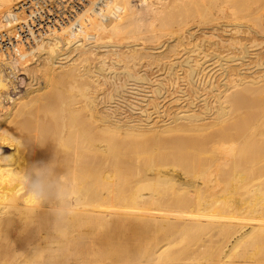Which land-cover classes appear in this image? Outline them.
<instances>
[{
    "label": "bare ground",
    "instance_id": "obj_1",
    "mask_svg": "<svg viewBox=\"0 0 264 264\" xmlns=\"http://www.w3.org/2000/svg\"><path fill=\"white\" fill-rule=\"evenodd\" d=\"M10 1L12 0H0V8L6 2L9 3ZM17 1L19 4L27 3V5L31 6L32 8L34 7L33 9L34 11L36 10L35 12L37 14V15L35 14V17L37 16L36 19L37 18L38 19L34 20V22L36 21V23L33 22V19H30L28 20L27 24L24 25L25 27L23 26L24 30L27 29L26 30L27 32H24V34L23 33L21 34V35H26L24 39L19 38L21 35H19L18 38L11 37L8 39V36H6L7 30L4 29L3 24H1L2 23V20H1L0 22L1 50L5 51L7 49L6 47H9L13 52L15 50H18L17 53L14 52V54H11V55L9 53L7 56H4L6 63L8 64L6 66L7 68L5 69L14 71L17 67V64L19 65L20 62L21 63L24 61L26 62L25 58L27 59L28 56H32V58L34 57L33 59L36 58L35 61L33 62L31 60L32 58L29 59L28 61L31 60L34 64H36L35 66H40L42 63L43 64L46 63L50 67V69L48 70H53V72L50 71L51 73L56 72V74H58L57 72H61V74L62 73L67 74L69 75L68 79L72 81V83H75V84L78 83V85L80 83V89H77V87H79L78 85L75 87V90L77 91H75L74 87L71 86L72 84L70 85L71 82L69 83L70 86H68V83L67 85L66 84L65 85L68 86L69 88V89H66L68 92L69 90H71L70 87H72V91H75V95L78 92L77 94L79 96L77 98L78 100L79 99L81 100L79 102L80 104L79 108H80V111H82V113L85 114V118L82 117L83 119L81 120L84 123V120H86V117H87V120L91 123V124L89 123L87 126L90 125L92 126V128L94 127V129L99 128L100 131H102V133L103 132L113 133L115 134V136H118V137H122V135H132L134 137L142 138L144 140V141L142 140L143 142L142 146H138L141 148L139 150H138V147L136 148L140 152L139 155H141V153L145 154L147 153V151L150 152L151 149H155L157 146H159L160 142H161L160 143L161 147H163L164 145H165L164 147H166V145L168 144L167 145L168 147L177 146L174 148L175 149L179 148V149L175 150L172 147L171 148L169 147L170 149L167 147V149L165 148V150L169 149L171 151V149H173V152L175 153L172 152L173 154L171 153V155H168V153L170 154V151L168 150L169 151L168 153L165 152L168 156L165 155L159 158V156H162L160 154L159 156L155 158L156 160L152 159L154 157L151 156L152 157L151 159L153 161L149 159L150 162L146 161V163H144L142 167L137 166L136 162H137V159H139L138 158L139 155H137L138 157L134 155V153H137V150L135 148H132L131 150V147H128L129 148L128 151L131 150L130 151L131 153L127 152L128 153L127 154L126 152H123L122 148L119 149L120 147H118L119 146L118 144H116L118 146H114L113 142L111 144L109 143V144L104 145L105 142L101 140L99 133L98 134L96 132L95 134H93L94 132L90 133L93 129L92 128L90 129L88 127L89 130H91L89 131L86 126L87 123H85L84 124L85 126H83V123L81 124L79 122L81 121L80 118L79 117L76 118L79 113L74 114L78 112L79 110L74 112V109L73 110L71 109V105H72V108L75 107V105L73 104L75 103L74 99L76 97L75 96L72 97L71 95L72 92H70V94L67 96L72 97L73 99L72 98H69V99H72V102L74 103L71 104V100H68V99H66L67 101H65V97H66L65 96L63 103L59 107L60 112H61V113L59 112L60 117L59 116L55 118L53 117L54 121L51 127H49L50 129L46 130V132L44 130L43 131L44 134L42 135L38 134L39 137H36L34 139L35 136L33 137L34 134L32 133L33 134L32 137L34 139L32 144L29 141L27 142L25 141L26 143L24 144L21 141L22 139H20L21 141L20 143L19 141H17L18 139L16 140L14 139L13 134L12 135L9 134V136L13 137L12 138L13 140H11L12 142H9L10 140H8V143H6V145L4 144L3 150L1 149L3 152L1 151L0 153V178L3 181H6L5 183L6 185L2 186L3 188H5L4 192H2L3 190H0V226L2 225L1 223L2 220L8 215H10L9 217L14 216V218H16L19 215H22V217L24 218L26 217L25 219H27L28 221H31L33 219H37L38 221L41 219L40 220L41 222L42 220L45 222L46 217L48 220L54 219V221H56L58 219L57 213H62L65 209L68 210V212L65 211L67 213L65 214V216L67 217L65 216L62 217V220H64V217L67 218L64 220V222L65 221L67 222L64 223L61 220L60 222H63L64 223L63 224L58 221L59 222L58 224L59 225L63 224L64 228H66L65 224L68 225V233H66L67 237L66 236L65 237L66 239H68L67 243L69 244V247L68 246H67L68 248L65 247L67 252L66 250L64 251L67 253V255L65 256L66 258L64 257L65 262L67 264H92L93 258H94V262L96 261L95 264H117V263H122V262H124L122 264H153L154 262H157L160 259L167 257V255L170 252L171 247L174 246L176 242L180 241L179 238H178L179 240H177V237L180 235L179 234L180 230L178 229L180 228L184 229V228L193 227V226H200L201 228H207V229H217V232L214 235L208 236L207 239L203 241V243L200 244L199 247H197L195 251H193L192 257L207 256V257H210L212 259L211 261L215 262L216 264H222V263H226L227 260L231 256H233L232 253L237 246H239L242 242L249 240L252 237V235L256 233V231L264 232V225H260L257 223L254 225L245 224L243 219H238V218L230 219L228 216L229 214L222 213L221 215L212 217L211 214L209 213V211L215 208V206L218 203H223V202L234 203L233 201L239 199V197H235L236 195L234 197L233 196L229 197L230 194L228 193L231 191V188H233L232 190H234V188L236 189V187H232L226 184V181H228L229 178L231 180H234L235 178L241 177V176H247L248 178L249 177L252 178L254 175H258V176H255V178L262 177L263 179L264 177V98L261 96L262 91L264 90V0H241L242 2H240V0H17ZM238 1L241 3V5ZM136 2H138V4H136ZM26 10H29V8H27ZM7 11H8L7 9H1L0 17L2 13L8 15ZM28 12L30 13L29 14L30 16L33 14L31 13V11H27L26 12L27 15H28ZM23 13L25 14V11H23ZM45 14H46V17L44 16ZM24 16H22V18H24ZM43 16L47 18L46 20L44 19V21L49 20V23L47 25L45 22L43 24V18H44ZM85 16L86 17L90 16L89 17L90 23L92 21H98V27L92 28V30L97 32L94 34V36L97 37V42H95L94 44L93 43L92 44H86V43L78 44L79 40L76 39L77 41L74 40L75 42L72 44V42H70L72 39L68 38V36L75 35V32H74L75 30L73 31V30H70L69 28L70 26L75 27L72 25H75L76 22H78L79 18L80 19L86 18ZM18 17H17V22L19 21ZM20 20L23 22V19H20ZM159 20H162L165 22L164 24L160 26L164 28H158L156 26H151L152 27L151 32H159V31H167V30L169 31L167 34L159 37L158 40H160L162 37L165 38V36H168L169 34L170 36L171 35L174 36V34H178L176 36H178V42L181 43V45H185L182 42H184V40L186 39V36H187V39L188 38L191 40L195 39L197 34L200 33V30L202 29H204L201 32L203 33L202 36L204 37H205V34L207 33H209V35H211L212 33L216 34V32L222 28H224L222 29L223 33L228 32V33L233 34V32H237L238 29L242 27H244L245 31H242L240 29L239 30L242 32H245L246 33L245 36L251 35V37L249 36L248 38L247 37L245 38L246 43H245V39L243 38L245 44L242 45V48L239 49V51L241 50L240 51L241 55L238 52L236 55L235 54L236 52H235L234 57L232 54H231L232 56L230 57H222L224 53L223 52L221 55V59L220 60L216 59L220 61L219 63H217L218 61L215 63L218 64L217 67H220L218 70H221L220 72L222 73L223 80L226 85L224 86L225 88L220 91L219 89L220 86H217V83L215 84L214 81L212 82L209 81L211 82V84L209 83L210 88H211L209 91L213 93L214 91H219V92L214 93L216 95L215 100L217 97V100H216L217 104L213 107L211 106L212 104L209 105L207 103L208 101L205 100V102L203 101V106L201 105V107L200 106L199 107L197 106L187 107L185 105L187 107L186 109L185 106L178 105L179 108L176 112L173 111L172 109L173 106H172L171 109L173 112L172 114H168L166 113V111L162 110V105H159V103L156 105L155 103L154 105H150V103L148 102L150 107L153 106V108H151L153 111H145L142 109L143 111H141V113L139 114L140 116L137 120H133V117L132 119L118 117V116L114 117L112 116V113H109V108H107L106 106L102 107L99 110L98 109L100 108L99 106L101 104H104L106 100L102 101L103 98L94 99V97L92 96V94L94 93L92 92L94 83H97L99 81V80H96V77L102 76L104 80H108V81L110 80L109 82H115V80L116 81L118 80V77L115 78V75L118 74L117 72H113V70H111V73L106 72L107 67L109 66V65L107 66L108 62L106 61L107 60L106 58L115 57L118 59L117 61L114 60L112 62V64L114 65L112 66V68L123 65V60L128 61L127 62L128 64H125L126 62L124 63L125 67L123 65V67L126 69L128 66L130 67L131 63L134 65L132 67H137L138 65L137 66L135 65L142 59L146 61L145 58L146 59L151 58V57L157 58L167 49V47L170 48V46L167 44H166L167 46L164 47V44L159 45L160 44L159 43L157 44V46L159 45L158 48H153V50L162 49V48L164 49L160 51H154L155 53L154 52L150 54L148 53L149 55L136 54L135 51L139 52V50L141 49H133V51L132 50L131 51L134 52L133 53L134 55L135 54L136 55L134 56L133 54H130L131 55L130 57L132 59L127 58L128 56L124 55L126 54V53H123L125 51L121 52V49L124 47L128 49L137 47V44H134V45L126 44V42H129L128 39H130L131 37L134 39L141 40V41L143 40L144 42L150 41L151 38L148 36V33H147L148 31L146 30V26H149V25H146V24H149L150 21H152L151 23H155ZM223 20L224 21L227 20L228 22L233 21L232 23H235L231 26L233 28L229 27L230 25H225V27H223L224 25L222 27H220V24L217 25L218 23H221L220 21H223ZM69 22H72V25H69ZM241 23H245V24H241ZM19 24L20 23H17L18 27L20 26ZM194 27H197L196 28L197 31L192 32V28ZM89 28H91V26H89ZM57 32H59L63 37H65V38H56L57 40H59L57 41V43H61L63 44L62 46H64L66 45V42H70L73 45L72 47H74L73 52L77 53L75 57H77L78 55V58L70 59L69 57L71 56L69 55H68L69 57H66L67 55L64 54L66 53V50H65L66 47H63L61 51L59 50L60 51V52L58 51L59 53L55 52V54H51L48 52L46 54L34 53V51L37 49H38L37 52H39V50L40 51L42 50V49H39V46H41L42 43L44 42L42 38L43 36H45V34L51 35ZM118 35L121 37V40L119 41L121 42L126 41L124 45L116 44V42L111 43L114 40V38H118ZM209 35H207L208 39H210L212 36V35L211 36ZM156 36H159V35H156ZM215 37H212V38H215ZM168 38L170 39L172 38V36L171 37L168 36ZM203 38L200 37L199 39H203ZM49 40L50 42H52L53 39H49ZM108 41H111V42H108ZM114 41H116V39ZM220 41L222 42L223 40H220ZM236 41H238V39ZM210 42L211 41H206L203 39V41L202 40L199 41V45H197L199 46L198 48L195 45L194 47L195 49L193 50L191 48L193 51L190 50L192 52H195V55L197 57H202L203 62L200 61L201 62L200 64L202 65L206 64L209 61H213L215 59V56L214 57L212 55L210 56L209 54L210 52L206 53L207 51L205 50V46L213 45V44H210ZM239 42H237V44ZM196 43H198V41ZM217 43H220V42H217ZM240 43H243V42H240ZM21 45H23V47H21ZM54 45H57V44H54ZM24 46H26L27 48L24 49ZM184 47L185 46H183V48ZM187 47L189 48V46ZM186 49H184V51H187ZM90 52L94 56L93 57L91 55L92 56L91 58H96L99 61L98 62L96 60V63L98 62L96 66L94 65L95 63L93 64V66L95 67L94 68L95 70L93 69V67H91L92 65L90 66L88 64L87 65L84 64V63H87V61H89V59L87 58L88 56L86 57L84 55L88 53L90 55ZM189 52H185V53L183 52L184 53L183 55L186 54L188 57L186 58L183 57L182 59H180V61L176 60L174 61V63L171 62L172 64L169 68V71H168L169 73L167 72L168 75L170 76L173 75V70L178 69L177 67L180 68L183 65L186 66V65H189L191 62H194V59L191 58L192 54L188 55ZM179 53L182 54L181 52ZM179 53L178 54L176 53V55L174 54V56L177 57ZM238 54L240 56H238ZM82 55L86 57L88 60L85 58L84 60H87V61H81V57H83ZM111 56H114V57H111ZM217 56H220V55H217ZM183 59L184 61H181ZM2 60L3 59H1V61ZM91 60L93 61L94 59H91ZM198 64L199 63L195 61L193 66L195 67ZM200 64L197 68L200 67ZM208 64L210 63H207L206 65ZM163 65L165 67L166 64L163 63ZM35 66L31 69L32 71L34 70ZM46 66L44 65V69L42 68L40 70L46 69L47 71ZM153 66L155 67V65ZM193 66L189 65V67L187 68L190 71L187 70L189 74H187L188 72H186L187 74L186 78L187 77L193 78L195 76L196 71L193 68ZM41 67L42 66H40V68ZM234 68L237 69L236 70L237 73L234 71ZM181 69L183 70V68ZM202 69H204V67ZM29 70H26V71H29ZM95 71L97 72V75L95 74ZM205 71L208 72V70H205ZM35 72L37 73V70H35ZM38 72L41 73V71L39 70ZM159 74H160V71H159ZM216 74H217V71H216ZM34 75L36 74L34 73ZM222 76L220 75L219 77H222ZM42 77L34 76L33 79L31 78L32 81L31 83L29 82L30 80L28 81L30 84L27 83L28 84L27 88L24 86L26 88L24 90V93L20 90H17L15 92V94L17 95V98L13 100L11 99L12 101L10 103L12 107L7 111L5 110L6 112L0 116V132L1 133L5 125L7 127L10 117H12V111L14 112V108L16 107L15 104H18L19 106V102H17V100L28 99L31 102V105H30L31 107H32V101L34 103L37 102V104L39 105V101L38 100L36 101L35 99L40 95L41 92H43L46 89L49 83L48 81L49 74L44 75L43 78ZM206 78L208 79V77ZM211 80H213V78ZM176 81L178 80L176 79ZM220 83H223V82H220ZM161 86L163 87L162 84ZM242 87L244 88L240 89ZM120 88H122V86H119V89ZM57 89H58V86H57ZM179 89H181V87ZM194 89H196V87ZM242 90H245L243 93L247 92V96L239 100L240 99L239 95L242 93ZM67 91L66 93L68 94ZM149 91L151 92V95H152L151 89ZM184 91L185 90H183L182 92ZM194 91L196 92L197 90H193V92ZM201 91L206 92V94L209 92V91L202 90V89ZM95 92L97 93L98 91L96 90ZM54 93H55L54 94L55 96L56 92ZM154 93L156 94L157 98L160 99L162 97V94L159 89H157ZM208 94H207V97H205V99L206 98L208 99ZM245 94H243L242 96H244ZM44 95L46 96V94ZM221 96L223 97L222 101L224 102L223 99H226L227 102L226 101L225 102L227 104L225 102H224L225 104L221 103L220 101ZM42 97L44 96L42 95L41 98ZM197 97L199 98L198 94H197ZM112 98L113 97H111V99ZM211 98H214V97L211 95ZM166 99L167 98L165 96V99L164 100L162 99V100L165 101ZM187 99L188 98L186 97L185 101ZM162 100L160 102L161 104H163ZM192 100L190 99L191 102ZM199 100L200 99H198L197 101L200 102ZM149 101L151 100L149 99ZM155 101L156 100H154V102ZM169 103L167 105H169ZM171 104L173 105L172 102ZM177 104H179V102ZM213 104H214V101H213ZM43 105L41 106L42 108H43ZM193 105H195V103ZM240 110H243V112H239ZM20 111H22V109ZM29 112H33V111H29ZM29 112L26 113V116ZM39 112H40V109H39ZM234 113H237L240 115L238 116L233 115V118L234 119L237 118V121H246L247 122L246 126L239 133L228 134V133H225V131L224 132L220 131V132H217L218 133L217 136L219 137V139L222 138L225 141L224 136L226 135L228 139H230L232 143L231 145H233V143L235 145L237 142L238 145H236L235 147L231 146L233 148V151L235 152L238 151V148L236 147L239 145L241 147L242 145L241 148L239 147L240 149H242L241 150L242 152L239 155H237L236 153H232L230 151H228V153L226 152L227 153L226 154L225 152H223L226 150H223V151L220 150L222 153H225V154L224 155L222 154L221 156L219 154L218 156H216L218 154L217 152L218 149L214 147L216 149L215 152H217L215 153L213 151L214 148L213 149L211 148L212 150L209 151L210 150L209 146L213 144L212 141L215 142L216 140L215 138L217 137H211V135H209L210 137H208V133H206L207 137H205L204 136L205 132L203 131L208 130L209 127L207 126H209L213 122V120H216V119L220 120V118L221 117L223 118V116H225L226 114H227L226 116L228 117V114L232 116V114ZM15 114H16V111H15ZM37 114L38 113H36V115ZM42 114H43V111H42ZM30 115L34 116V113H30ZM71 115L75 116V117L73 116L72 118L73 120L75 118L76 122L79 120L78 126L81 124L82 128L86 127L85 128L86 130L85 131L83 130V131L86 133L88 130L87 133L89 134L86 133L85 135L84 133L83 135L82 134L78 135L80 130L79 131L76 130V133H78L77 135L76 133L72 134L73 130H70V129H74L77 126H76L75 120H74L75 125H74L73 120H71ZM113 115H115L114 112H113ZM153 115L155 116L153 117ZM17 116H21L20 112H19V115ZM37 117H39V115ZM222 118L220 121H222ZM11 120H13V118H11ZM211 120L212 122H210ZM218 120H216L215 123L218 122L220 125L222 122L224 123V121L219 122ZM225 121H226V118H225ZM218 123L216 124V126L219 125ZM229 123H230V120H229ZM12 124L14 123H11L10 121V124H9L10 127H14V125L11 126ZM71 124L74 125V128H73V125L71 127L69 126ZM214 124H212L213 126L211 125V128L215 126ZM231 126H234V124L231 123ZM6 127L4 130H6ZM79 128L81 129V127H78V129ZM7 129L9 130V128ZM4 132L6 133L8 131H4ZM200 132H203V135L202 133L200 134ZM168 133L170 134L167 136L166 134ZM14 136L16 135L14 134ZM219 139L217 138V140ZM208 142H212V144L207 145L206 143ZM22 143L27 148H25V146ZM27 143L31 144V145H28L30 146V149L28 148ZM38 144H40L41 146ZM73 144L75 146H77L78 144L79 145L82 144V146L84 147L80 146V148H77ZM162 144L164 145L162 146ZM205 145L207 146V149L208 148L209 149L206 150V152L203 151L202 153V150L205 149L204 148ZM228 146H226L225 149L227 148L231 149ZM72 148L74 150L77 148L76 152H79L78 155L83 153V152L80 153L79 151L80 149L85 152V149L83 150L82 148H86V152L89 150L88 152H94L96 153V155L95 157H93V159L83 158L82 160L81 158L84 156V153L82 157H80V155L77 157V155L75 156L76 152H74L75 154L72 153L73 152ZM24 150L25 151L28 150V151L24 153L23 152ZM199 151L201 152L199 153ZM20 152L23 153L22 154L23 156L24 154L27 155V157L26 158L24 157L23 159V156L20 155ZM204 152L216 154L215 155L216 157H213V159L215 160L209 163V159H211L212 155L210 154L211 155L210 157L208 153L204 154ZM197 153L199 155L202 153V155H204V160H201L200 158L195 157L194 156L195 154L196 156H198ZM18 154H19V157L22 158L23 160L19 159V157L17 156ZM190 155L192 156V158L195 157V159H198V161L195 162L194 158L193 159L190 158V160H194L193 162H191L189 160V157H191ZM205 156H207L209 159ZM140 158L142 159V156ZM78 159L81 161H79ZM205 160H206V163L204 162ZM212 167H214L215 169L214 171H210ZM228 167L230 168L233 167V168L230 169ZM134 168L140 169V170L137 172V175H135L133 180L128 182L127 175L134 172L133 171ZM228 169L229 170L233 169L232 173H230ZM206 173H207L206 179L204 177L198 178V176L200 175L202 176V174H206ZM252 181L255 182L254 179ZM257 181L258 180L256 179V183ZM221 183L225 184L224 186H222V188L220 187ZM257 184H260V183H257ZM253 185L256 187L254 188ZM253 185L251 186L254 189L248 192L246 190L247 194L245 193L246 194V195L244 194L245 196H247L248 193L250 192L248 196L253 197L254 195L258 193V191H260L261 187L259 186L257 187V185L255 184ZM17 189L20 190L18 191L20 192V198L17 196H13L14 198L16 197V199L12 200L13 204H11L10 202H8L7 198L5 197H7V195L9 196L12 195L15 191H17ZM249 189H252V188H249ZM28 191L39 192L43 197V202L35 199ZM18 192L16 193L17 195L19 194ZM232 192L233 191H231V193ZM221 193H223L221 195L222 197L220 196ZM243 201H239L238 203L236 202V204L242 205ZM152 202H158L159 204L157 205L160 208L154 209V210L146 209V205ZM242 210L240 212L244 211ZM240 215L241 213L239 214V216ZM22 217H20V219H22ZM59 219H61V217H59ZM48 222H46V224ZM55 223L57 224V222ZM43 224L45 223H41V227L45 226V225L43 226ZM63 225H61V227ZM88 227L90 228V231L91 229L94 230L93 228H95L94 230L95 235L90 234L91 237L90 236L88 237L89 234L85 235L84 231ZM176 227L177 228L180 227V228L177 229ZM49 228L46 227L45 229L41 231L45 232L46 230L45 235L48 236L51 230V228L50 229ZM150 228H153L151 230H154V232H151L150 230H148L147 233L149 232V234H146V235H149V236L144 237L143 233H141L143 235L140 236L141 235L140 232L142 231V229H145L146 231L147 229H150ZM58 229H59V232L60 230H62V232H60L61 234H63V231H65V229L63 230L62 228H60V226H57V231ZM57 231L56 233H59ZM87 231L88 233H90L89 229ZM145 231L143 230L142 232H145ZM65 232H67V229ZM51 233L54 234V232H51ZM56 235L58 236V234ZM59 236L61 237L62 235H59ZM57 238L58 240L61 239L59 237ZM45 239L46 237H44V240ZM53 239L55 241L56 238L53 237ZM54 241H52V243ZM55 242H58V241H55ZM51 247L53 246L51 245ZM209 250H212V251H209ZM37 253L35 252L34 256H38ZM39 253L40 255L38 257L40 256L43 257V254L41 255V253H44V250H42ZM96 257H98V260H96ZM240 257H249V256L242 254ZM10 264H12V262H10Z\"/></svg>",
    "mask_w": 264,
    "mask_h": 264
},
{
    "label": "rangeland",
    "instance_id": "obj_2",
    "mask_svg": "<svg viewBox=\"0 0 264 264\" xmlns=\"http://www.w3.org/2000/svg\"><path fill=\"white\" fill-rule=\"evenodd\" d=\"M11 2V3H10ZM9 3L8 2H6L4 5H2V7L0 8V10L1 9H7L8 11H7V14L8 15H6V14H4V13H2L1 14V17H0V22H1V20H2V23L1 24H3V26H4V29H6L7 31V35L6 36H8V39L9 38H11V37H13V38H18L19 37V35H21L22 33L24 34V32H27L26 30H24V25L25 24H27V22H28V20H30V19H33V22H34V20H37L36 19V17H35V14H36V10L34 11V7L32 8L31 6H29V5H27V3L25 4H19L18 3V1L17 0H12V1H10ZM239 2V1H238ZM240 2H242L241 0H240ZM239 2V3H240ZM136 4H138V2H136ZM243 4H244V2H243ZM242 4V5H243ZM240 5H241V3H240ZM14 6V7H13ZM28 6V7H27ZM26 7V8H25ZM19 8V9H18ZM27 8H29V10H26ZM33 10H32V9ZM25 11V14L23 13V11ZM25 9V10H24ZM15 10V11H14ZM27 11H31V13H33L31 16L29 15L30 13L28 12V15H27ZM33 11V12H32ZM18 14V16H17V14ZM6 16V17H4V16ZM25 15V16H24ZM37 15V14H36ZM48 15V14H47ZM22 16H24V18H22ZM45 17H46V14L44 15ZM43 16V17H44ZM49 16V15H48ZM17 17H18V19H19V21L17 22ZM21 17V18H20ZM43 18V24H44V22L46 23V25L49 23V20H47V21H44V19L46 20L47 18ZM86 17V16H85ZM89 17L90 16H88V17H86V18H79L78 19V22H76V24L75 25H72V22H69V25H72V26H75V27H71L70 26V30H75L74 32H75V35H73V36H71V35H69L68 36V38H71L72 40L70 41V42H72V44L75 42V41H77L76 39H78L79 40V43L78 44H94L95 42H97V37L96 36H94V34L95 33H97L96 31H94V30H92V28L93 27H98V21H92L91 23H90V19H89ZM92 17V16H91ZM26 18V19H25ZM20 19H23V22L20 20ZM92 19V18H91ZM16 20V21H15ZM224 21V20H223ZM223 21H220L221 23H218L217 25H219L220 24V27H222L223 25V27H225V25H230L229 27H231L233 24H235V23H232L233 21H227V20H225L224 21V23H223ZM152 21H150L149 22V24H146V25H149V26H146V30L148 31L147 33H148V36L151 38L150 39V41H146V42H144L143 40L141 41V40H138V39H134V38H130V39H128L129 40V42H126V41H119V40H121V37L118 35V38H114V40L116 39V41H108V42H111V43H114V42H116V44H119V45H124L125 44V42H126V44H131V45H134V44H137V47H135V48H131V49H128V48H126V47H124V48H122L121 49V52H123V51H125V52H123V53H126V54H124V55H126V56H128L127 58H130V59H132L130 56V54H133L134 52H132L133 51V49H141L142 50V52H141V50H139V52L138 51H135L136 52V54H142V55H149L150 53H153L154 51H160V50H162V49H164V48H162V49H157V50H153V48H158V46L159 45H162V44H164V47L165 46H167V45H169L170 46V48H168L167 47V49L159 56V57H157V58H145V60L147 61L148 59L150 60H148L147 62L146 61H144L143 59V61L141 60V61H137L138 63L135 65V66H137V67H132V66H134L132 63L130 64V67L128 66L126 69L124 68L125 67V64H128L127 62L128 61H126V60H123V65H124V67H123V65H121V66H117V67H115V68H112V66H114L113 64H112V62L114 61V60H118L117 58H115L114 56H111V57H114V58H106L107 60V62H108V64H107V70H106V72H110L111 73V70H113V72H117L118 74L117 75H115V78H117L118 77V80L116 81L115 80V82H109L108 80H104V78L102 77V76H100V77H96V80H99L97 83H94V86H93V90H92V92H94L93 94H92V96L94 97V99L95 98H98V99H101V98H103V100L102 101H105L104 102V104H101L99 107L100 108H98L99 110L102 108V107H104V106H106L107 108H109V113H112V116H114V117H123V118H130V119H132V117H133V120H137L138 118H139V114L141 113V111H143V110H145V111H153L151 108H153V106H151L150 107V105H154V103H155V105L156 104H158L159 103V105H162V110L163 111H166V113H168V114H172V112L173 111H177L178 110V108H179V106L178 105H182V106H197V107H201V105L203 106V101L205 102V100L206 101H208L207 103L209 104V105H211V106H215L216 104H217V97H216V100H215V92H219V91H214V93L213 92H211V91H209L211 88H210V84H211V82L212 81H214L215 82V84L217 83V86H220L219 87V89H220V91L221 90H223L225 87L224 86H226L225 85V83H224V80H223V76H222V73L220 72L221 70H218L220 67H217V63H219L220 61V59H221V55H222V53H223V56L222 57H230V56H232L233 55V57H234V53L237 55V52L241 55V53H240V51H239V49L240 48H242V45H244L245 43H246V37L248 38L249 36L251 37V35H246L245 36V32H242V31H245V29H244V27H242V28H239L240 30H242V31H240L238 28V33L237 32H233V34H231V33H228V32H222L223 30L222 29H224V28H222V29H220L219 31H221V32H219V31H217L216 32V34H214V33H212L211 35H209V33H207V34H205V37L204 36H202V34L203 33H201L202 32V30H204V29H202V30H200V33H198L197 34V36H196V38L195 39H187V36H186V39L184 40V42H182L183 44H185V45H181V43H179L178 42V36H176V35H178V34H174V36L173 35H171L172 36V38H173V40H172V38H168V36L169 37H171L170 36V34L168 35V36H165V38L164 37H162L160 40H158L159 39V37H161L162 35H165V34H167L168 33V31L169 30H167V31H159V32H151V29H152V27L151 26H156V27H158V28H164V27H160L162 24H164L165 22L164 21H162V20H159V21H157V22H155V23H151ZM5 23V24H4ZM17 23H20L19 25L20 26H22V27H20V28H22V29H20L19 27H18V25H17ZM34 23H36V21L34 22ZM151 23V24H150ZM227 23V24H226ZM229 23V24H228ZM232 23V24H231ZM16 26H15V25ZM222 24V25H221ZM241 24H245V23H241ZM24 26V27H23ZM89 26H91V28H89ZM196 26V25H195ZM18 27V28H17ZM13 28V29H12ZM197 27H194V28H192V32L193 31H197V29H196ZM231 28H233V27H231ZM16 29V30H15ZM19 30V31H18ZM21 30H22V32H21ZM24 30V31H23ZM16 31H18V32H16ZM11 34H10V33ZM208 32V31H207ZM211 32V31H210ZM240 32H242V33H240ZM219 33V34H218ZM223 33V34H222ZM240 33V34H239ZM9 34V35H8ZM221 34V35H220ZM11 35V36H10ZM156 35H159V36H156ZM207 35H209V36H211V38L210 39H208L207 38ZM216 37H215V36ZM218 35V36H217ZM243 35V36H242ZM10 36V37H9ZM16 36V37H15ZM23 36V37H22ZM130 36V35H129ZM234 36H235V38H234ZM24 37H26V35H21L19 38L20 39H24ZM167 37V38H166ZM198 37V38H197ZM203 38L204 40H206V41H211L210 42V44H213V45H208V46H205V50L207 51L206 53H209L210 54V56L212 55L213 57L215 56V59L214 60H216V59H219V60H216V61H209V62H207V63H210V64H208V65H206V64H200L201 62H203V59H202V57H197L196 55H195V52H192L195 48V45L197 46V45H199V41H203V39H199V38ZM212 37H215V38H212ZM233 37V38H232ZM240 39H239V38ZM56 38H65V37H63L59 32H57V33H53V34H51V35H49V34H45V36H43V43H42V45L41 46H39V49H42L41 51H43V52H41L40 50H39V52H37V50H35L34 51V53H36V54H46L47 52L48 53H51V54H55V52L56 53H59L60 51H61V49L63 48V47H66V48H68V49H66L65 48V50H66V53H64V54H66V55H64V56H66V57H69V56H71V57H69L70 59H76V58H78V55H77V57H75L76 56V54L77 53H74L73 52V48L74 47H72L73 45L70 43V42H66V45H64V46H62L63 44H61V43H57V41H59V40H57ZM177 38V39H176ZM223 40L222 42L219 40ZM231 38H232V40H231ZM244 38L245 39V43H244V39H243V41H242V39ZM49 39H53L52 40V42H50V40ZM165 40V41H163V40ZM199 39V40H198ZM218 41H217V40ZM234 39V40H233ZM238 39V41H236ZM75 40V41H74ZM171 40V41H170ZM194 40H196V41H194ZM160 41V42H159ZM163 41V42H162ZM191 41V42H190ZM198 41V43H196ZM216 41V42H215ZM243 42V43H240V42ZM89 42V43H88ZM136 42V43H135ZM140 42V43H139ZM148 42V43H147ZM162 42V43H161ZM217 42H220V43H217ZM224 42V43H223ZM228 42V43H227ZM237 42H239L238 44H237ZM6 43H7V41H6ZM160 43V44H159ZM222 43V44H221ZM232 43V44H231ZM54 44H57V45H54ZM71 44V45H70ZM153 44V45H152ZM157 44H159L158 46H157ZM167 44V45H166ZM201 44V43H200ZM217 45V46H215V45ZM220 44V45H219ZM118 45V46H119ZM189 46V48L187 47V46ZM193 45V46H192ZM240 45V46H239ZM69 46V47H68ZM70 46H71V48H70ZM183 46H185L184 48H183ZM214 48H213V47ZM232 48H231V47ZM21 47H23V45H21ZM140 47V48H139ZM173 47V48H172ZM199 46H197V48H198ZM207 47V48H206ZM210 47V48H209ZM227 47H229V48H227ZM235 47V48H234ZM236 47H237V49H236ZM7 49L5 50V51H3V50H1V47H0V53H1V55H0V116L2 115V114H4L7 110H9L11 107H12V105H11V101L13 100V99H15V98H17V95L15 94V92L17 91V90H20V91H22L23 93H24V90L27 88V83H31V81H32V79H33V77L34 76H38V77H44V75H48L49 74V77H48V81H49V83H48V85H47V87H46V89L43 91V92H41L40 93V97L38 96L35 100L37 101H39V105L37 104V102H33L32 100V107L30 106L31 105V102H30V100H28V99H25V100H23V99H20V100H17V102H19V106H18V104H15V108H14V112L12 111V117H10V119H9V123L7 124V127H6V125H5V127H6V130H4L5 129V127H4V129H3V131H2V133L0 132V153H1V151L3 150V148H4V144L6 145V143H8V140H10L9 142H12L11 140H13L12 138L14 137V139L16 140V139H18L17 141H19L20 143H21V141L25 144L27 141H29L31 144L33 143V140L36 138V137H39V135H42V134H44V130H45V132H46V130H48V129H50L49 127H51V125L53 124V121H54V118L55 117H58L59 115H60V106H61V104L63 103V101H64V97H65V101H67L66 99H68V100H71V104H73L74 102V104L73 105H75V107H73L72 108V105H71V109L73 110L74 109V112H76V111H80V104H79V102L81 101L80 99L78 100V92L76 93V95H75V91H77V90H75V87L78 85V83H72V81H70L68 78H69V75H67V74H64V73H62L61 74V72H57L58 74H56V72L55 73H51L50 71H52L53 72V70H48V69H50V67L46 64V63H42L40 66H42L41 68H40V66H35L36 64H34L33 62L35 61V59H33L32 58V56H26L27 57V59L25 58V60H26V62L24 61V62H20L19 63V65L17 64V67H16V69L13 71H10V70H8V69H5V68H7L6 66L8 65L7 63H6V60H5V58H4V56H7L9 53H10V55L11 54H14V52H16L17 53V51L18 50H15L14 52L9 48V47H6ZM27 47L26 46H24V49H26ZM144 48V49H143ZM186 48H188V49H186ZM193 50H192V49ZM229 49V50H227V49ZM72 49V50H71ZM126 49V50H125ZM184 49H186L187 51H184ZM209 49V50H208ZM211 49V50H210ZM223 49V50H222ZM234 51H233V50ZM60 50V51H59ZM69 50V51H68ZM132 50V51H131ZM153 50V51H152ZM172 50V51H171ZM181 50V51H180ZM190 50H192V51H189ZM231 50V51H230ZM236 50V51H235ZM238 50V51H237ZM12 51V52H11ZM46 51V52H45ZM59 51V52H58ZM71 51V52H70ZM129 51V52H128ZM131 51V52H130ZM150 51V52H149ZM152 51V52H151ZM185 52H189V54L188 55H191L192 57V59H194V62H191L189 65H191V66H193V64L195 63V61L196 62H198L199 64H200V67L199 68H197L198 66H199V64L197 65V66H193V68L195 69V71H196V74H195V76L193 77V78H191V77H187L186 78V76H187V74H189V72L188 71H190V70H188L187 68L189 67V65H183V66H181L180 68L179 67H177L178 69H176V70H173V75H168V71H169V68H170V66H171V62H173L174 63V61H180V59H182L183 57H188L186 54V56L185 55H183ZM214 51V52H213ZM225 51H226V53H225ZM227 51H228V53H227ZM79 52H81V51H79ZM83 52V51H82ZM173 52V53H172ZM179 52H181L182 54H180ZM192 52V53H191ZM230 52H232V53H230ZM71 53V54H70ZM75 55H74V54ZM144 53V54H143ZM149 53V54H148ZM155 53V52H154ZM168 53H170V54H168ZM176 53L178 54L179 53V55H177V57H178V59H177V57L176 56H174V54L176 55ZM194 53V54H193ZM212 53V54H211ZM215 53H216V55H215ZM5 54V55H4ZM74 56H73V55ZM80 54V53H79ZM129 54V55H128ZM135 54V55H136ZM225 54H226V56H225ZM232 54V55H231ZM238 54V56H240ZM69 55V56H68ZM84 55V54H83ZM82 55V56H83ZM92 53L90 52V55H89V53L88 54H86V55H84V56H88L87 58L89 59V61H87L88 59L86 58V57H81V61H87V63H84V64H88V65H92L91 67H93V69L95 68L94 66H93V64L96 66L97 64H98V60L96 59V58H91L92 56ZM134 55V54H133ZM134 55V56H135ZM165 55V56H164ZM217 55H220V56H217ZM236 55H235V57H236ZM63 56V57H64ZM73 56V57H72ZM90 56V57H89ZM263 56V55H262ZM63 57H61V58H63ZM94 57V56H93ZM125 57V56H124ZM150 57V56H149ZM162 57V58H161ZM169 57H170V59H169ZM174 57V58H173ZM218 57V58H217ZM32 58V59H31ZM87 59V60H84V59ZM164 58V59H163ZM176 58V59H175ZM196 58V59H195ZM201 58V59H200ZM1 59H3V60H5V61H1ZM29 59H31L30 61H28ZM69 59V60H70ZM91 59H94L93 61L91 60ZM109 59V60H108ZM113 59V60H112ZM125 59V58H124ZM153 59V60H152ZM161 61H160V60ZM96 60L98 61L97 63H96ZM111 60V61H110ZM167 60V61H166ZM170 60V61H169ZM205 60V59H204ZM74 61V60H73ZM95 61V62H94ZM151 61H152V63H151ZM158 61H160V62H158ZM164 61V62H163ZM181 61H184V59L183 60H181ZM201 61V62H200ZM218 61V62H217ZM3 62V63H2ZM69 62V61H68ZM67 62V63H68ZM126 62V63H125ZM212 62V63H211ZM215 62H217V63H215ZM71 63V62H70ZM69 63V64H70ZM125 63V64H124ZM153 63H155V64H153ZM157 63H159V64H157ZM163 63L164 64H166L165 65V67H164V65H163ZM25 64V65H24ZM112 64V65H111ZM141 64H143V65H141ZM148 64V65H147ZM151 64V65H150ZM233 64V63H232ZM231 64V65H232ZM44 65L46 66V68H47V71H46V69L45 70H40V69H44ZM80 65V64H79ZM153 65H155V67L153 66ZM215 65V66H214ZM35 66V68H34V70L32 71L31 69L33 68ZM81 66V65H80ZM162 66H163V68H162ZM202 66V67H201ZM208 66H209V68H208ZM211 66V67H210ZM214 66V67H213ZM36 67H37V69H36ZM83 67V66H82ZM184 67H185V69H184ZM204 67V69H202ZM217 67V68H216ZM27 68V69H26ZM31 70H29V69ZM111 68V69H110ZM133 68V69H132ZM157 68V69H156ZM166 68V69H165ZM181 68H183V70L181 69ZM199 70H197V69ZM206 68V69H205ZM215 70H213V69ZM25 69V70H24ZM115 69V70H114ZM155 69V70H154ZM161 69V70H160ZM168 69V70H167ZM212 69V70H211ZM233 69V68H232ZM26 70H29V71H26ZM35 70H37V73L35 72ZM38 70L39 71H41V73L40 72H38ZM95 70V69H94ZM110 70V71H109ZM121 70V71H120ZM124 70V71H123ZM165 70V71H164ZM188 70V71H187ZM202 70H203V72H202ZM205 70H208V72L207 71H205ZM210 70V71H209ZM236 70L237 69H235L234 68V71L236 72ZM42 71H43V73H42ZM45 71H46V73H45ZM126 71V72H125ZM131 71V72H130ZM158 71V72H157ZM159 71H160V74H159ZM162 71V72H161ZM176 71V72H175ZM183 71V72H182ZM197 71H198V73H197ZM216 71H217V74H216ZM22 72V73H21ZM27 72V73H26ZM29 72H31V73H29ZM32 72H34L36 75H34V73H32ZM121 72V73H120ZM133 72V73H132ZM165 72H166V74H167V76H166V74H165ZM168 72V73H167ZM186 72H188L187 74H186ZM215 72V73H214ZM235 72H233V73H235ZM29 73V74H28ZM45 73V74H44ZM129 73V74H128ZM144 73V74H143ZM207 73H208V75H207ZM237 73V72H236ZM44 74V75H43ZM56 74V75H55ZM59 74H61V75H59ZM95 74L97 75V72L95 71ZM94 74V75H95ZM120 74V75H119ZM165 74V75H164ZM199 74V75H198ZM200 74H201V76H200ZM27 75V76H26ZM29 75V76H28ZM67 75V76H66ZM132 75V76H131ZM148 75V76H147ZM213 75H214V77H213ZM222 76V77H219V76ZM12 76V77H11ZM62 76V77H61ZM113 76V75H112ZM129 76H131V77H129ZM141 76V77H140ZM143 76V77H142ZM147 76V77H146ZM164 76H165V78H164ZM176 76V77H175ZM183 78H181V77ZM189 76V75H188ZM199 76V77H198ZM29 77V78H28ZM42 77V78H43ZM103 79H102V78ZM123 79H122V78ZM196 77V78H195ZM206 77H208V79L206 78ZM213 78V80H211L212 78ZM218 77V78H217ZM32 78V79H31ZM135 78H137V79H139V80H137V79H135ZM159 78H161V79H159ZM196 80H195V79ZM211 78V79H210ZM217 78V79H216ZM221 78V79H220ZM127 79V80H126ZM142 79V80H141ZM148 79V80H147ZM157 79V80H156ZM173 79V80H172ZM176 79L178 80V81H176ZM189 79V80H188ZM190 79H191V81H190ZM200 79V80H199ZM206 79H207V81H206ZM216 79V80H215ZM219 79V80H218ZM30 80V81H29ZM66 80H67V82H66ZM193 80V81H192ZM29 81V82H28ZM128 81V82H127ZM132 81V82H131ZM195 81V82H194ZM209 81H211V82H209ZM218 81V82H217ZM71 82V83H70ZM141 82V83H140ZM144 82V83H143ZM163 85V87L161 86V84ZM163 82V83H162ZM168 82V83H167ZM177 82V83H176ZM205 82H207V83H205ZM220 82H223V83H220ZM29 83V84H30ZM67 83H68V86H70L71 84V86L72 87H74V90L75 91H72V87H70V89L71 90H69V92L66 90V89H69L68 88V86H66L67 85ZM69 83H70V85H69ZM127 83V84H126ZM129 83V84H128ZM155 83H157V84H155ZM191 83H193V84H191ZM196 83V84H195ZM210 83V84H209ZM49 84H50V86H49ZM66 84V85H65ZM73 84H74V86H73ZM136 84V85H135ZM198 84V85H197ZM201 84V85H200ZM205 84V85H204ZM222 84V85H221ZM224 84V85H223ZM58 86V89H57V86ZM104 85V86H103ZM117 85V86H116ZM191 85V86H190ZM203 85H204V87H203ZM26 88H25V87ZM49 86V87H48ZM64 86V87H63ZM79 87H77V89H80V83H79V85H78ZM112 86V87H111ZM116 86V87H115ZM119 86H122V88H120L119 89ZM168 86V87H167ZM172 86V87H171ZM194 86V87H193ZM201 86V87H200ZM222 86V87H221ZM54 87V88H53ZM127 87V88H126ZM134 87V88H133ZM181 87V89H179ZM196 87V89H194ZM203 87V88H202ZM49 88H51V89H49ZM117 88V89H116ZM139 88V89H138ZM165 90H164V89ZM207 88V89H206ZM209 88V89H208ZM222 88V89H221ZM244 87H242V88H240V89H243ZM63 89V90H62ZM119 89V90H118ZM151 89V91H152V95H151V92L149 91ZM155 89V90H154ZM157 89H159L160 90V92H161V94H162V99L164 100L165 99V96H166V100L165 101H163L161 98L159 99V98H157L156 97V94L154 93ZM179 89V90H178ZM185 90L184 92H182L183 90ZM201 89L202 90H206V91H209V92H211V93H207L208 94V99L206 98L205 99V97H207V94H206V92H202L201 91ZM49 90V91H48ZM57 90V91H56ZM68 92V94L66 93V91ZM98 91L97 93L95 92V91ZM128 90V91H127ZM130 90V91H129ZM153 90H154V92H153ZM180 90H182V91H180ZM193 90H197L196 92L194 91L193 92ZM8 91V92H7ZM46 91V92H45ZM65 91V92H64ZM113 91V92H112ZM116 91H118V92H116ZM123 91V92H122ZM188 91V92H187ZM199 91V92H198ZM245 90H242V93L244 92ZM264 91V90H263ZM262 91V97L264 98V92ZM6 92V93H5ZM48 92V93H47ZM50 92V93H49ZM54 92H56V97L54 96ZM58 92V93H57ZM70 92H72V97L73 96H75L74 98L76 99V101H75V99H74V102H72V97H68L67 95H69L70 94ZM120 92V93H119ZM129 92V93H128ZM139 92V93H138ZM147 94H146V93ZM179 92V93H178ZM52 93V94H51ZM64 93V94H63ZM65 93H66V95H65ZM119 95H118V94ZM138 93V94H137ZM185 95H184V94ZM213 93V94H212ZM240 94L239 95V100H241V99H243V97H246L247 96V92H245V93H243V94H245L244 96H242L243 94ZM44 94H46V96L44 95ZM49 94V95H48ZM74 94V95H73ZM106 94V95H105ZM111 94V95H110ZM148 94H149V96H148ZM155 94V95H154ZM167 94V95H166ZM181 94V95H180ZM191 94V95H190ZM197 94H198V96H199V98L197 97ZM44 96V97H42L41 98V96ZM70 95V96H71ZM95 95V96H94ZM96 95H98V96H96ZM164 95V96H163ZM185 97H184V96ZM192 96V97H190V96ZM195 97H194V96ZM203 95V96H202ZM211 95L214 97V98H211ZM48 96V97H47ZM101 96V97H100ZM153 96V97H152ZM168 96V97H167ZM183 96V97H182ZM242 96V97H241ZM48 99H47V98ZM54 97V98H53ZM100 97V98H99ZM111 97H113L112 99H111ZM114 97H116V98H114ZM148 97V98H147ZM164 97V98H163ZM183 99H182V98ZM186 97L188 98L186 101H185V99H186ZM203 97H204V99H203ZM41 98V99H40ZM44 98V99H43ZM46 98V99H45ZM58 98V99H57ZM69 98H72V99H69ZM80 98V97H79ZM156 98V99H155ZM172 98V99H171ZM176 98H177V100H178V102H179V104H177L178 102H177V100H176ZM185 98V99H184ZM192 98H193V100H192ZM200 99L199 101L200 102H198L197 100L198 99ZM222 96H221V99H220V101H221V103H224L225 101H226V99H223L224 100V102L222 101ZM12 99V100H11ZM30 99V98H29ZM54 99H55V101H54ZM110 99H111V101H110ZM121 99V100H120ZM138 99V100H137ZM144 99H145V101H144ZM149 99L152 101H149ZM153 99V100H152ZM180 99V100H179ZM190 99L192 100V102L190 101ZM195 99V100H194ZM210 99V100H209ZM212 99V100H211ZM25 102H23V101ZM34 100V101H35ZM41 100V101H40ZM43 100V101H42ZM46 100V101H45ZM51 100V101H50ZM58 100H60V101H58ZM109 100V101H108ZM125 102H124V101ZM154 100H156L155 102H154ZM161 100H162V103L163 104H161L160 102H161ZM172 100V101H171ZM50 101V102H49ZM108 101V102H107ZM115 101V102H114ZM127 101V102H126ZM130 102V104H129V102ZM135 101V102H134ZM159 101V102H158ZM168 101V102H167ZM173 103V105L171 104V102ZM184 102V103H186V104H184V103H182V102ZM190 101V102H189ZM195 101V102H194ZM211 101V102H210ZM213 101H214V104H213ZM21 102H23V103H21ZM29 102H30V104H29ZM45 102V103H44ZM141 102V103H140ZM148 102L150 103V105L148 104ZM170 102V103H169ZM176 103V105H175V103ZM199 104H198V103ZM202 102V103H201ZM210 102V103H209ZM227 102V101H226ZM225 102V103H226ZM228 102H229V100H228ZM9 103H10V105H9ZM16 103V102H15ZM33 103H34V105H33ZM43 103H44V105H43ZM49 103V104H48ZM107 105H106V104ZM169 103V105H170V107H169V105H167ZM190 103H191V105H190ZM195 103V105H193V104ZM201 103V104H200ZM224 103V104H225ZM26 104H27V106H26ZM47 104V105H46ZM79 104V105H78ZM124 106H123V105ZM145 104V105H144ZM187 104H189V105H187ZM227 104V103H226ZM43 105V108L41 107ZM78 107H77V106ZM136 105V106H135ZM144 105V106H143ZM147 105V106H146ZM166 105V106H165ZM35 106V107H34ZM132 106H134V107H132ZM145 106H146V108H145ZM150 108H149V107ZM168 106V107H167ZM173 106V107H172ZM185 106V108L187 109V107ZM23 107V108H22ZM79 108V109H77V108ZM117 107H119V108H117ZM149 109H148V108ZM171 107H172V109H173V111H172V109H171ZM22 109V111H20L21 109ZM29 108H30V110H29ZM34 108H35V110H34ZM37 108V109H36ZM40 109V112H39V109ZM49 108V109H48ZM130 108V109H129ZM141 108V109H140ZM145 108V109H144ZM168 108V109H167ZM143 109V110H142ZM151 109V110H150ZM175 109V110H174ZM6 110V111H5ZM17 110H19V111H17ZM26 112H25V111ZM38 110V111H37ZM71 110V111H72ZM113 110H115V111H113ZM15 111H16V114H15ZM29 111H33V112H29ZM42 111H43V114H42ZM76 112V113H74V114H77V113H79L78 115H77V117L76 118H80V120L81 119H83V118H85V114L84 113H82V111H80V112ZM97 111V110H96ZM121 111H123V112H121ZM137 111V112H136ZM168 111V112H167ZM171 111V112H170ZM19 112H20V115L21 116H17V115H19ZM27 112H29L28 114H29V116H28V114H27V116H26V113ZM60 112V113H59ZM98 112V111H97ZM113 112L115 113V115H113ZM133 112V113H132ZM174 112V113H175ZM239 112H243V110H240ZM30 113H34V116H31L30 115ZM36 113H38L37 115H36ZM40 113V114H39ZM48 113V114H47ZM72 113V112H71ZM15 114V115H14ZM51 114V115H50ZM98 114V113H97ZM117 114V115H116ZM125 114V115H124ZM231 114V113H230ZM25 115V116H24ZM39 115V117H37ZM53 115V116H52ZM128 115H130V116H128ZM227 115V114H226ZM223 116V118H222V121H224V123L222 122V121H220L221 120V118H220V120H218V119H216V120H218L219 122H222L221 123V125L219 124L218 126H216V124L217 123H215V121L216 120H213V122H212V120L210 121V122H212L209 126H207V127H209L208 128V130H206V131H203V132H205L204 134V136L205 137H207V134L206 133H208V137H210L209 135H211V137H217L218 139H219V137L217 136L218 135V133L217 132H220V131H225V133H228V134H231V133H239V132H241L242 130H243V128L246 126V124H247V122L246 121H237V118H233V115H236V116H238V115H240V114H237V113H234V114H232V116L231 115H229L228 114V117L227 116ZM17 116V117H16ZM31 116V117H30ZM44 116H45V118H44ZM74 116V115H73ZM72 115H71V120H73V117ZM81 116V117H80ZM155 115H153V117H154ZM25 117V118H24ZM30 117V118H29ZM33 117V118H32ZM54 117V118H53ZM60 117V116H59ZM75 117V116H74ZM83 117V118H82ZM230 117V118H229ZM11 118H13V120H11ZM19 118H20V120H19ZM36 118H37V120H36ZM42 118H43V120H42ZM52 118H53V120H52ZM225 118H226V121H225ZM228 119V120H227ZM74 120H75V118H74ZM74 120H73V122H74ZM86 120H87V117H86ZM86 120H84V123H83V121L81 120V121H79L81 124L83 123V126H85L84 124L85 123H87L86 124V126L90 123L88 120V122L86 121ZM229 120H230V123H229ZM10 121H11V123H14V124H12L11 126H13L14 125V127H10ZM39 121V122H38ZM78 121L76 122V120H75V122H76V128H74V125H75V122H74V125L73 124H71V125H69L70 127L73 125V128L74 129H70V130H73V133L72 134H75L76 133V130L77 131H79L80 130V132H79V134L78 133H76V135L78 134V135H80V134H84L85 132V128H82V125L80 124L79 126H78ZM38 122V123H37ZM226 122V123H225ZM22 123V124H21ZM215 123V124H214ZM231 123H233L234 124V126H231ZM35 124V125H34ZM39 124H41V125H39ZM45 124V125H44ZM91 124V123H90ZM212 124H214L215 126L214 127H212L211 128V125ZM9 125V126H8ZM37 126V127H36ZM41 126V127H40ZM213 126V125H212ZM69 127V128H70ZM78 127H81V129L79 128L78 129ZM91 129L92 128V126H87V129L89 130V128ZM206 127V128H207ZM223 127V128H222ZM7 128H9V130L7 129ZM35 128V129H34ZM39 130H38V129ZM43 128V129H42ZM47 128V129H46ZM205 128V129H206ZM93 130L91 131V130H89V131H91L90 133H92V132H94L93 134H95V132L98 134H100V138H101V140H103L105 143H104V145L105 144H111L112 142H113V145L114 146H118V147H120L119 149H121L122 148V150H123V152H129V153H131L130 151L132 150V148H137L138 146H142V138H139V137H134V136H132V135H122V137H118V136H115V134H113V133H108V132H103L102 133V131H100V129L99 128H95L94 129V127L92 128ZM204 129V130H205ZM222 129H224V130H222ZM34 130V131H33ZM83 132H82V131ZM88 130H87V132H88ZM4 131H8V132H4ZM13 131V132H12ZM19 131V132H18ZM25 131V132H24ZM41 132V134H40V132ZM98 131V132H97ZM16 132V133H15ZM36 132V133H35ZM39 132V133H38ZM72 132V131H71ZM86 132V133H87ZM203 132H200V134L202 133V135H203ZM34 135H33V134ZM86 133H85V135H86ZM216 133V134H215ZM9 134L10 135H12L13 134V137H11V136H9ZM14 134L16 135V136H14ZM30 134V135H29ZM37 134V135H36ZM39 134V135H38ZM87 134H89V133H87ZM170 133H168V134H166L167 136L169 135ZM214 134V135H213ZM32 135H33V137H34V139H33V137H32ZM164 135V134H163ZM165 135V136H166ZM28 137V138H27ZM31 137V138H30ZM225 137V141H224V139H219V140H221V141H219V140H217V138H215L216 140H215V142L214 141H212L213 142V144H212V142H208V143H206L207 145H211V146H209L210 147V150L209 151H211L214 147L216 148V149H218L217 150V152H218V154L216 155V154H213V153H209V152H207L208 153V155H212V157H211V155H210V157H211V159H209L207 156H205V157H207L208 159H209V163L211 162V161H214L215 159H213V157H216V156H218L219 154H220V156L223 154H225L226 152L228 153V151H230V152H232V153H236L237 155H239L242 151V149H240L241 147H242V145H241V147H240V145L239 146H237L236 148H238V151H233V148L232 147H235L236 145H238V143L236 142V144L234 145V143H233V145H231L232 143H231V141H230V139H228V137L225 135L224 136ZM8 138V139H7ZM11 138V139H10ZM24 138V139H23ZM26 138H27V140H26ZM41 138H43V137H41ZM45 138V137H44ZM20 139H22L21 141H20ZM32 139V140H31ZM4 141V142H3ZM26 141V142H25ZM120 141V142H119ZM144 141V140H143ZM3 142V143H2ZM22 143V144H23ZM30 143H27V146L28 145H31ZM115 143V144H114ZM121 143V144H120ZM161 143V142H160ZM160 143H159V146H157L155 149H151L150 150V152L149 151H147V153H145V154H142L141 153V155H139L140 154V152L138 151L141 147H138V150H137V153H134V155H139V159H137V162H136V165L137 166H143L144 165V163H146V161H148V162H150L149 161V159L150 160H152V159H155L157 156H159L160 154L162 155V156H159V158L160 157H163V156H165V155H167L166 153H168L170 150V148L172 147L173 149H175L174 147H177V146H167L166 145V147H164L165 145L164 144H162V146L163 147H161L160 146ZM163 143V142H162ZM165 143V142H164ZM219 143V144H218ZM223 143V144H222ZM23 144V145H24ZM75 144V143H74ZM73 144V145H74ZM116 144H118V145H116ZM220 144H222V145H220ZM240 144V143H239ZM38 145H40V144H38ZM225 145V146H224ZM228 145H230V146H228ZM25 146V145H24ZM41 146V145H40ZM75 146V145H74ZM74 146H73V148H74ZM80 146L81 147H84V146H82V144L81 145H77V146H75V147H77V148H80ZM133 146V147H132ZM222 146V147H221ZM224 146V147H223ZM226 146H228L229 148H231V149H225V147ZM232 146V147H231ZM128 147H131V150L130 151H128ZM167 147L169 148L168 150H165V148L167 149ZM240 147V148H239ZM25 148H27L26 146H25ZM24 148V149H25ZM28 148L30 149V146H28ZM72 148V149H73ZM77 148L74 150L73 149V154H75L74 152H76L77 151ZM126 148H127V150H126ZM204 148L205 149H203L202 150V153H203V151H205L206 152V150H208L207 149V146L205 145L204 146ZM212 148V149H211ZM214 148V152H215V149ZM220 148V149H219ZM2 149V150H1ZM83 150L85 149V152H86V148H82ZM134 149V150H135ZM173 149H171V151H170V154L168 153V155H171V153L173 152ZM179 149V148H178ZM178 149H175V150H178ZM26 150V149H25ZM23 151L24 153H26L27 151ZM79 150V149H78ZM88 150V149H87ZM122 150H120V151H122ZM126 150V151H125ZM223 151V150H226V151H223V152H225V153H222L221 151ZM80 151V153L81 152H83L84 153V156H83V153L82 154H79L80 155V157H82L81 159L83 160V158H92L93 159V157H95V155H96V153H94V152H84V151H82L81 149L79 150ZM212 151V152H213ZM3 152V151H2ZM139 152V153H138ZM149 152V153H148ZM166 152V153H165ZM201 151H199V153H200ZM204 152V154H207V153H205ZM217 152H215V153H217ZM220 152V153H219ZM78 153L79 152H76V154H75V156L77 155V157L79 156L78 155ZM165 153V154H164ZM173 153H175V152H173ZM172 153V154H173ZM202 153L200 154L202 157H203V159H202V157L197 153V155L198 156H200V157H198V156H196V154L194 155L195 157H197V158H200L201 160H204V155H202ZM226 153V154H227ZM23 153H21L20 152V155H22ZM128 154V153H127ZM191 154V153H190ZM130 155V154H129ZM167 155V156H168ZM192 155V154H191ZM190 155V156H191ZM216 155V156H215ZM18 157H19V154L17 155ZM23 156V155H22ZM142 156V159L140 158ZM154 157V158H152V157ZM193 156V155H192ZM192 156L191 157H189V160H190V158L191 159H195V157H193L192 158ZM220 156H219V158H220ZM24 157L26 158L27 157V155H25L24 154V156H23V159H24ZM17 158V157H16ZM98 158V157H97ZM134 158H135V156H134ZM148 158V159H147ZM152 158V159H151ZM19 159H22V158H20L19 157ZM22 159V160H23ZM85 159V160H86ZM79 160V159H78ZM84 160V161H85ZM156 160V159H155ZM79 161H81V160H79ZM153 161V160H152ZM191 162H193L194 160H190ZM198 161V159H195V162H197ZM200 161V160H199ZM205 163H206V160L204 161ZM228 168H230V167H228ZM231 168H233V167H231ZM230 168V169H231ZM140 169H136V168H134V172H132V173H130L129 175H127V180H128V182L129 181H132L133 180V178L135 177V175H137V172L139 171ZM215 169H214V167H212V169H210V171H214ZM233 170V169H232ZM232 170H229L228 169V171H230V173H232ZM209 171V172H210ZM232 175V174H231ZM198 176V175H197ZM206 176H207V173L206 174H202V176L200 175V176H198V178H202V177H204L205 179H206ZM255 176H258V175H254L252 178L251 177H247V176H241V177H237V178H235L234 180H231L230 178L228 179V181H226V184L227 185H230V186H232V187H236V189L234 188V190H232L233 188H231V191H233L232 193H231V191L228 193V194H230L229 195V197L230 196H235V197H239V199H237V200H235V201H233L234 203H227V202H223V203H218L216 206H215V208H213V209H211L210 211H209V213L211 214V216L212 217H215V216H217V215H221L222 213H224V214H229L228 216H229V218L231 219H235V218H238V219H243L244 220V223L245 224H251V225H254V224H260V225H264V177H263V179H262V177L260 178V177H256L255 178ZM254 179V181L255 182H253L252 180ZM256 179L258 180L257 181V183H260V184H257L256 183ZM252 181V182H251ZM252 184H251V183ZM6 181H3L1 178H0V190H3L2 192H4L5 191V188H3L2 186H5L6 184ZM253 184H255V185H257V187L259 186V187H261V189H260V191H258V193L256 194V195H254L253 197H250V196H248L249 195V193H248V195L247 196H245L247 193H246V190H247V192L248 191H251V190H253L256 186H254ZM225 184L224 183H221V185H220V187L222 188V186H224ZM251 185H253L254 186V188L251 186ZM248 187V188H247ZM249 188H252V189H249ZM239 189H241V190H239ZM8 190V189H7ZM238 190H239V192H238ZM18 191H20V190H18L17 189V191H15L12 195H7V197H5V198H7V200H8V202H10L11 204H13V202H12V200H14V199H16V197L14 198L13 196H17V197H19L20 198V192H18ZM19 193L18 195L16 194V193ZM9 193H10V191H9ZM8 193V194H9ZM243 193V194H242ZM246 193V194H245ZM15 194V195H14ZM223 193H221L220 194V196L222 195ZM238 194V195H237ZM240 194V195H239ZM241 194H242V196H241ZM245 194V195H244ZM222 197V196H221ZM241 197V198H240ZM4 198V199H5ZM243 199H244V201H243ZM239 201H243L242 202V205H237L236 204V202L238 203ZM157 204H159L158 202H152V203H148L147 205H146V209H148V210H151V209H158V208H160ZM243 207V208H242ZM240 208V209H239ZM244 211H243V210ZM240 212L241 210L243 211V212H240L241 213V215L239 216V212ZM65 211H67L68 212V210H64L62 213H64ZM237 211V212H236ZM235 213V214H234ZM65 214H67L66 212H65ZM231 214H232V216H231ZM236 214H238V215H236ZM10 215H8V216H6L3 220H2V225L0 226V264H10V262H12V264L13 263H17V264H53V263H55V264H63L64 262H65V259H64V257L67 255V250H66V248H68L69 247V244L67 243L68 242V239H66V237H67V235H66V233H68V225H66L65 224V226H66V228H64V223H66L67 221H65L64 222V220L65 219H67V218H65V217H67V216H65L64 217V220H62V218L61 219H59V217H58V219L56 220V221H54V219H50V220H48L47 219V217H46V221L44 222L43 220H42V222L40 221V220H38L37 221V219H33V220H31V221H28L27 219H25L24 217H22V215H19V216H17L16 218H14V216H11V217H9ZM24 216V215H23ZM239 216V217H238ZM18 217H19V219H18ZM20 217H22V219H20ZM13 219V220H12ZM53 220V221H52ZM63 221V222H60V221ZM49 221V222H48ZM60 223H63V224H61V225H63L62 227H61V225H59L58 223L59 222ZM46 222H48L47 224H46ZM51 222V223H50ZM53 222V223H52ZM55 222H57V224L55 223ZM40 223V224H39ZM41 223H45V224H43V226L46 228V227H50L51 228V230H50V233L48 234V236L47 235H45V232H46V230H45V232L44 231H41V230H43V229H45L44 227H41ZM49 224V225H48ZM53 224V225H52ZM48 225V226H47ZM60 226V228H64L65 229V231H66V229H67V232H65V231H63V234H61L60 232H62V230H60V232H59V229H58V231H57V226ZM161 225V224H160ZM55 226V227H54ZM94 227V226H93ZM49 228V229H50ZM53 228V229H52ZM177 228V227H176ZM178 228H180V227H178ZM177 228V229H178ZM63 229V230H64ZM85 229V228H84ZM89 229V232L90 233H88V230ZM94 230H95V228H93ZM151 229H153V228H150V229H147L146 231H145V229H142V231L144 230L145 232H140V234L141 233H143L144 234V237L145 236H149V235H146V234H149V232L147 233V231L148 230H150L151 232H154V230H151ZM55 230V231H54ZM94 230H92L91 229V231H90V228L88 227V228H86V230L84 231V233H85V235H87V234H89L88 235V237L90 236V234H94L95 235V232H94ZM139 230V229H138ZM178 230H180L179 231V236L177 237V240H179L180 239V241L179 242H176V244H174V246H172L171 247V249H170V252H169V254L167 255V257H164V258H162V259H160L159 261H157V262H154L153 264H216L215 262H213V261H211L212 259L210 258V257H207V256H203V257H192L193 256V251H195L196 249H197V247H199V245L200 244H202L203 243V241H205L206 239H207V237L208 236H210V235H214L216 232H217V229H207V228H201L200 226H193V227H187V228H184V229H182V228H180V229H178ZM41 231V232H40ZM56 231L57 232H59V233H56ZM94 233H93V232ZM51 232H54V234L53 233H51ZM87 232V233H86ZM92 232V233H91ZM51 234V235H50ZM56 234H58V236L56 235ZM143 234H141L140 236H142ZM44 235V236H43ZM59 235H62L63 237H65V238H63L62 236V238H63V240H62V238L59 236ZM52 236V237H51ZM55 236H57V237H59V238H61L60 240H58V238L57 237H55ZM44 237H46V239L44 240ZM53 237L54 238H56L55 239V241H58V242H55L54 241V239H53ZM91 237V236H90ZM93 237H95V236H93ZM181 237V238H180ZM43 240H42V239ZM50 238H52V239H50ZM179 238V239H178ZM50 239V240H49ZM65 239V240H64ZM51 241V242H50ZM52 241H54L53 243H52ZM61 241V242H60ZM64 242H66V243H64ZM55 243V244H54ZM61 244V245H60ZM51 245L53 246V247H51ZM56 245V246H55ZM58 245V246H57ZM63 246V247H62ZM68 246V247H67ZM61 247V248H60ZM66 247V248H65ZM63 248H65V249H63ZM62 251H60V250ZM40 250V251H39ZM42 250H44V253H41V255L43 254V257H38L39 255H40V253L39 252H41ZM54 250V251H53ZM66 250V252H64ZM37 251H38V253H37ZM56 251V252H55ZM209 251H212V250H209ZM209 251H207V252H209ZM37 253V255L38 256H34L35 254L34 253ZM46 252V253H45ZM48 252V253H47ZM51 252V253H50ZM54 252V253H53ZM206 252V253H207ZM55 253H57V254H55ZM50 254V255H49ZM53 254V255H52ZM65 254V255H64ZM233 256H231L228 260H227V262L226 263H222V264H264V232H261V231H256V233H254L253 235H252V237L249 239V240H247V241H245V242H242L239 246H237L235 249H234V251H233ZM242 254H244V255H247V256H249V257H240ZM56 255V256H55ZM47 256V257H46ZM51 256V257H50ZM60 256V257H59ZM54 258V259H53ZM66 258V257H65ZM52 259V260H51ZM96 260H98V257H96ZM54 261V262H53ZM60 261V262H59ZM61 261H62V263H61ZM48 262V263H47ZM51 262H53V263H51ZM94 258H93V260H92V264H95L96 263V261L94 262ZM15 263V264H16ZM122 263H124V262H122ZM122 263H117V264H122ZM64 264H67L66 262L64 263Z\"/></svg>",
    "mask_w": 264,
    "mask_h": 264
},
{
    "label": "clouds",
    "instance_id": "obj_3",
    "mask_svg": "<svg viewBox=\"0 0 264 264\" xmlns=\"http://www.w3.org/2000/svg\"><path fill=\"white\" fill-rule=\"evenodd\" d=\"M26 183V181H25ZM35 199H37L38 201H42L43 202V197L42 195L37 192V191H28ZM58 217H63L65 215V213H57Z\"/></svg>",
    "mask_w": 264,
    "mask_h": 264
},
{
    "label": "built area",
    "instance_id": "obj_4",
    "mask_svg": "<svg viewBox=\"0 0 264 264\" xmlns=\"http://www.w3.org/2000/svg\"><path fill=\"white\" fill-rule=\"evenodd\" d=\"M68 5V4H67ZM72 7V6H71ZM61 11V10H60ZM18 32V31H17ZM24 41V40H23Z\"/></svg>",
    "mask_w": 264,
    "mask_h": 264
}]
</instances>
